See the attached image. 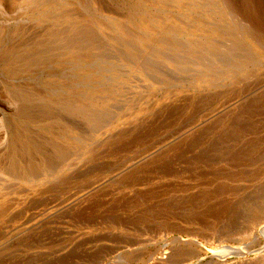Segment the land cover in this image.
Listing matches in <instances>:
<instances>
[{
  "label": "rangeland",
  "instance_id": "1",
  "mask_svg": "<svg viewBox=\"0 0 264 264\" xmlns=\"http://www.w3.org/2000/svg\"><path fill=\"white\" fill-rule=\"evenodd\" d=\"M261 226L264 0H0V264H264Z\"/></svg>",
  "mask_w": 264,
  "mask_h": 264
},
{
  "label": "bare ground",
  "instance_id": "2",
  "mask_svg": "<svg viewBox=\"0 0 264 264\" xmlns=\"http://www.w3.org/2000/svg\"><path fill=\"white\" fill-rule=\"evenodd\" d=\"M262 229L264 230V226H261L259 230H262ZM188 239H190V238H188ZM192 239H194V238H192Z\"/></svg>",
  "mask_w": 264,
  "mask_h": 264
}]
</instances>
